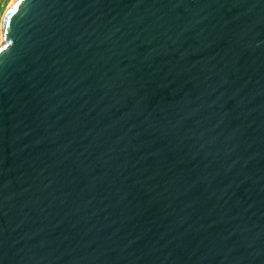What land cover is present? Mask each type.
<instances>
[{
  "label": "water",
  "instance_id": "water-1",
  "mask_svg": "<svg viewBox=\"0 0 264 264\" xmlns=\"http://www.w3.org/2000/svg\"><path fill=\"white\" fill-rule=\"evenodd\" d=\"M18 3L0 264H264V0Z\"/></svg>",
  "mask_w": 264,
  "mask_h": 264
},
{
  "label": "rangeland",
  "instance_id": "rangeland-1",
  "mask_svg": "<svg viewBox=\"0 0 264 264\" xmlns=\"http://www.w3.org/2000/svg\"><path fill=\"white\" fill-rule=\"evenodd\" d=\"M12 1L13 0H0V22L2 21L4 13ZM1 33L2 32L0 30V41H1Z\"/></svg>",
  "mask_w": 264,
  "mask_h": 264
},
{
  "label": "snow or ice",
  "instance_id": "snow-or-ice-1",
  "mask_svg": "<svg viewBox=\"0 0 264 264\" xmlns=\"http://www.w3.org/2000/svg\"><path fill=\"white\" fill-rule=\"evenodd\" d=\"M24 2H25V0H19V3L17 4V7H19L20 5H22ZM5 35L7 36L8 34L5 33ZM5 47H7V45ZM0 50H3V49H0Z\"/></svg>",
  "mask_w": 264,
  "mask_h": 264
},
{
  "label": "built area",
  "instance_id": "built-area-1",
  "mask_svg": "<svg viewBox=\"0 0 264 264\" xmlns=\"http://www.w3.org/2000/svg\"><path fill=\"white\" fill-rule=\"evenodd\" d=\"M1 23H2V21L0 22V30H1Z\"/></svg>",
  "mask_w": 264,
  "mask_h": 264
}]
</instances>
